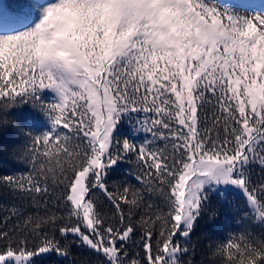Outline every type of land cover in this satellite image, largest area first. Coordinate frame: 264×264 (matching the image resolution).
Instances as JSON below:
<instances>
[{"label":"snow or ice","instance_id":"snow-or-ice-1","mask_svg":"<svg viewBox=\"0 0 264 264\" xmlns=\"http://www.w3.org/2000/svg\"><path fill=\"white\" fill-rule=\"evenodd\" d=\"M4 153L25 168L0 185L35 208L4 218L0 264L67 259L77 243L94 257L79 264H195L192 236L219 215L209 194L230 190L264 229V5L30 0L0 12ZM123 165L135 183L109 186ZM212 255L264 264V231L229 234Z\"/></svg>","mask_w":264,"mask_h":264},{"label":"trees","instance_id":"trees-1","mask_svg":"<svg viewBox=\"0 0 264 264\" xmlns=\"http://www.w3.org/2000/svg\"><path fill=\"white\" fill-rule=\"evenodd\" d=\"M5 8L8 12H19L23 7L30 2V0H3ZM222 4L226 6H234L239 0H220ZM255 7L256 11H260V5H264V0H243ZM243 10V9H241ZM251 9H249L250 11ZM25 114L31 112V109H22ZM122 136H130L132 133L131 124L125 123L120 129ZM145 138H151L150 134L140 132L135 136L137 143L143 142ZM134 166L123 165L115 172L111 173L108 180L109 186L117 185L120 183L128 182L135 183L134 177L129 173ZM25 165L21 161L13 159L7 153L0 154V176L2 175H19L23 172ZM257 176L259 175V168L255 169ZM103 202V197H100ZM209 209H216L219 215L215 217V222H212L209 218L201 220L200 226L195 230L192 236V243L195 245L196 251L194 256L195 264H214L217 260L212 255V250L217 243L221 242L223 238H226L229 234H240L250 232L253 235H257L264 229H261L254 221L246 220L242 217L241 209L245 206L244 195L230 190L227 193V199H222L216 193L209 194L208 200ZM13 207L23 208L31 212L35 208V204L30 198L21 194L12 192L8 187L0 185V228H12V223L5 225L3 223L4 218L9 215L10 210ZM107 210L108 206L105 205ZM15 219V218H13ZM131 251H139V249H132ZM94 257H91L88 252L81 248L78 243L74 244L71 248V255L65 259L58 256L55 253H50L45 256L37 258V264H73L81 260L91 261Z\"/></svg>","mask_w":264,"mask_h":264},{"label":"rangeland","instance_id":"rangeland-1","mask_svg":"<svg viewBox=\"0 0 264 264\" xmlns=\"http://www.w3.org/2000/svg\"><path fill=\"white\" fill-rule=\"evenodd\" d=\"M0 12H6L8 14H15V13H17V12H8V10L5 8L4 1L3 0H0ZM233 191H235V192L240 193V194L243 195V193L240 192L239 190H233ZM45 255H48V254H45ZM45 255H43V256H45Z\"/></svg>","mask_w":264,"mask_h":264}]
</instances>
